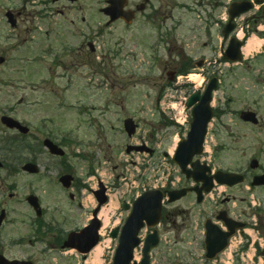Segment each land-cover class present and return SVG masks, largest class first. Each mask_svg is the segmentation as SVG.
Listing matches in <instances>:
<instances>
[{
	"label": "rangeland",
	"instance_id": "374dc122",
	"mask_svg": "<svg viewBox=\"0 0 264 264\" xmlns=\"http://www.w3.org/2000/svg\"><path fill=\"white\" fill-rule=\"evenodd\" d=\"M128 1L133 6L144 4L145 2V0ZM148 1V4H144L146 9L149 8L151 1L153 2V0ZM253 1L256 3L257 0ZM187 2H190V0H187ZM211 2H218L220 16L228 17L229 0H211ZM36 4L38 2L24 4L22 0H0V35H4L8 29L5 27L6 19L4 17L7 9L20 6L31 9ZM64 5V3L51 5L54 8V13L49 19V23L56 28L76 30L78 24L84 26L81 19L83 15H78L79 13L82 14L79 9L84 8V17L91 25L100 24L103 27L106 26L105 39L108 53H117L116 55L121 57L115 75L110 68L102 73L103 78L106 76L111 79V82L115 84V88L109 89L112 83L107 78L109 81H107L103 94L94 98V93L92 92L90 94L91 100H87L88 97L81 90V86H84L85 82L83 78H78L80 77V73H78L75 75L74 81L76 87L73 88L72 92L65 95L66 103L75 105L84 103L85 100H87L86 103L96 104L99 102L101 105L106 103L105 112H92L90 118L83 116L77 111L58 113L53 111L59 123L58 129L62 132H67L69 138L75 137L74 143L68 149L69 155L75 153L89 157L88 161L79 158L71 160L79 178L85 181L89 180L91 188L97 187L100 180L108 187V194L113 199L114 205L112 208L110 210L109 207L106 209V211H110V225L103 230L104 236L102 238V242L104 244L107 243L105 246L102 243L106 247L102 261L103 264H109L113 251L117 246V241L111 237L110 231L117 227L115 222L118 217H123L122 226L127 215H129V212L123 208L124 203H132L137 194L141 193L143 189L149 188L158 182L160 185L163 184V176H167V172L171 171L173 176L176 177L173 180L176 185H179V181L183 179L180 175V169L171 162L169 164L168 160L162 157V153L156 155L159 158H152L148 154L126 153L128 145L148 146L149 144L151 146L154 143L156 149L162 146L163 151L172 150L175 146L177 136L170 135V131L168 132V129L162 125V112L155 108L160 88L164 82H167L165 81L167 74H164L163 78L161 74L163 66L167 62L164 61L161 65L158 64L159 66H157L154 76L156 79L148 78L142 73V69H136L137 60L141 59V55H146V51L149 50L154 37L152 31L155 27L146 22L143 15L139 16L132 26L118 23L108 27L106 25L108 19L99 12V9L104 7V0H81L75 6V11L73 12H70ZM259 8L260 6L256 5L254 11L244 14L236 23L238 26L237 32L241 36L248 33L250 37L257 36L263 40V46L247 56L248 64L245 63L243 66H231L228 64L216 66L218 67L219 76L223 79V89L217 94L214 107L222 112H227L221 118L213 120L209 128L208 144L206 145L208 153L205 154V159L210 160L211 155H213L212 159L216 168L231 169L245 163L250 157L257 156L260 159V157L264 156V31L260 30L264 29V18L260 17ZM203 11L201 9L200 13L202 14ZM146 14H148V11ZM203 15H205V12ZM175 16L176 22L183 21L184 24L192 22V15L183 17L179 14ZM24 18L22 19L24 29L30 27L29 24L38 25L40 23L38 17L34 18V23L32 20L26 21L28 19L26 16ZM73 22L76 24L74 27L70 25ZM158 23L160 24L161 21ZM39 27H37L38 31H43ZM259 33L263 35H259ZM2 42L3 40L0 38V45H2ZM214 43L213 47H217V42ZM135 50H139L138 54H140L137 59L133 57V51ZM204 50L207 51L206 49ZM218 53L220 55V52L217 51L208 55L215 58ZM21 58H24V54H16L9 63L10 65L0 66V106L17 105L19 110H22V113H32L34 117H38L42 113V109L46 107L35 108L20 105L19 99L21 97L24 99L26 93L21 90L19 85L21 78L15 77L27 76V71H41L42 67L29 65L24 60H20ZM147 58L149 59V56ZM172 60L170 58L169 62ZM174 61H176V58H174ZM47 63L50 64V60ZM146 66L148 65L144 64L143 66L142 64L143 69H146ZM172 66L174 67L173 62L171 63ZM197 73L200 74L201 71ZM88 93L86 92V94ZM95 99L97 101H94ZM96 105L99 107L98 104ZM241 109L255 111L260 119L259 126L243 122L239 115L236 114V111ZM92 118H94L93 121H97L94 125ZM127 118H133L139 124V130L132 138H129L124 131L123 123ZM153 134L156 137L154 139L151 138ZM164 134H167V137ZM181 136L182 134H179V137ZM78 144L81 147L77 146ZM0 158L3 160L6 158L7 161L5 162H8L7 164L10 167L13 166L12 164L14 163L12 161L14 158L12 156L0 155ZM22 158L35 160L34 155H25ZM262 159L264 161V157ZM51 162L57 161L44 156L39 164L43 167ZM21 166L20 164L17 168L20 169ZM90 167L94 168L95 173L99 172L96 178L88 175ZM183 184H186L185 181L181 185ZM8 186H10V192L7 191ZM32 189L43 197L44 208L48 210L47 221L60 223L64 225L62 228L67 231L85 222L83 218L71 219V216H73L71 210L78 216L77 210L73 204H70L68 191L63 189L57 181L56 171L49 172L48 178H46L44 175L31 176L23 173L20 169L19 172L11 176L9 183L5 182L3 185L0 182V199L6 200L9 194H14L13 198L10 199L9 205L11 208L9 209H11L13 215H17L27 222L24 228L26 232H31L28 228V221L33 213L24 200L28 191ZM244 190V187H239L233 191L220 188L219 192L223 194L221 197L223 201L227 197L232 198L231 194L237 198L235 202L226 200L224 203L225 208H232L234 211L233 207L236 203L235 212L237 209L240 214L244 211L249 212L250 207L247 206L249 195ZM226 191L227 196L224 197ZM90 192L85 193L81 198L86 206H90L91 210L95 206V200ZM255 194L258 197H264L262 191H256ZM215 197H218V194H215ZM243 198H247V200ZM216 200L218 201L219 199L216 198ZM216 200L207 199L205 204L207 207L206 211H204V206L196 207L194 205L193 195L168 208L169 220L164 221L161 226L164 243L154 253L155 264H203V241L201 240L200 229H197V226L203 222L204 219L201 220L203 215L221 208V206L218 207ZM82 217H85V215ZM64 218L70 221L64 224ZM251 219L256 220L254 216H248L247 220L250 221ZM255 222L260 226L259 221L257 222L256 220ZM145 235L144 231L142 237H145ZM45 241V243L41 244V253L36 256L38 264H93L92 256L84 260L76 251L55 250L50 246L49 240L47 241L46 239ZM37 250L38 248H36V253L38 252ZM28 253H30L29 248H27L26 254ZM235 264L241 263L236 260Z\"/></svg>",
	"mask_w": 264,
	"mask_h": 264
},
{
	"label": "flooded vegetation",
	"instance_id": "af4514ba",
	"mask_svg": "<svg viewBox=\"0 0 264 264\" xmlns=\"http://www.w3.org/2000/svg\"><path fill=\"white\" fill-rule=\"evenodd\" d=\"M146 2L149 3L148 0ZM59 3H64V7L68 8L70 12L75 11L76 4H79V2L73 4L68 0H42L39 5H47L49 9H52L51 5H56ZM207 5L210 6L211 9H213L211 3H208ZM132 7L133 10L140 11L144 9V6H141L140 4L135 6L132 5ZM149 7L150 9H156L158 11L157 14L162 16H171L173 11L179 10V4L174 0H154L153 5L150 4ZM43 8L44 7H41L36 11L31 9L30 12H28L25 8L16 12L13 10L14 13L12 14L14 21L10 19L8 15H5V17L7 16L9 18V22L5 21V27H7L8 29L6 30L7 34L5 36L2 35V39L4 38L5 41V49L0 50V53L2 54L0 55L5 59L3 65H10L9 63L11 62L13 57L16 56V54H24V58H21L20 60H24L25 63L34 65V67H42L41 71H27V76L21 75V77L15 78H21L19 85L21 86V90L26 93V97L21 100L22 105L27 107L36 106L37 108L46 107V114H50L53 111H58L60 107L58 103H53V101H55V97H57V93L54 91L55 81L68 80L70 81V83H68V87L71 88L73 84L71 82L73 81V78H75V75L78 73H80V77L78 78L86 79L88 78V76H91L92 70L94 71L93 75L96 76L98 74H102L104 71H107V69L110 68L111 72L115 75L117 66L116 64H114V61L115 63H117L119 58L114 57L113 60V57L111 55H107L105 30L101 27H99L95 31L91 30V26L90 24H87V20L85 19L83 14L85 13L84 8H80L79 12H82V14H78L83 15L81 19L84 26L78 24V28H76V30L54 27V25L49 23V19L52 17V11H43ZM60 12L63 13L62 11ZM23 13H25V16H27L28 18L26 19V21L38 17L40 19V23H38L40 27L37 24H29L30 27L24 29L23 20L21 19ZM143 14L144 11L142 15ZM215 22H217V19H215ZM70 25L72 27L76 26L74 22ZM37 27L41 28L43 31H38L39 29ZM152 32L154 34L153 43H151V46L149 47V50L146 51V54L154 56L153 58L157 56L159 61L158 63H160V65L164 61L167 62L163 66V71L161 72L162 76H164V74H167V77L169 78L175 76L178 71V62H180V55L188 63L191 62L190 64L192 66V69L205 67V74L207 76H212L213 73H215L212 68L204 65L206 59L199 58L196 60L195 56H192V54H190L194 52L190 50L187 51L184 47V43L182 45H176L175 42L170 41V29L166 23V20H163L161 24L156 25ZM204 45L207 47L209 43H206ZM177 54L179 55L176 56ZM143 56L146 57V55ZM170 58L173 59L171 62H169ZM174 58H176V61H174ZM48 60H50V64L47 63ZM172 62L174 63V67H171ZM140 64L142 65L143 62H140ZM109 80L111 82V79ZM111 88H115V84L112 83ZM38 97H40L39 103L33 104L34 99L38 100ZM69 107L72 109L75 107V105H69ZM64 110L65 108L62 106L60 111ZM22 114L28 121H31L34 118V115L32 113ZM3 115L4 114H2L0 111V120L2 119ZM44 118H48V116H45ZM49 126L51 129L43 133V131ZM55 129V125L51 124L50 121H44L42 131L34 129L29 135H27L28 137H26V140L28 142H30L31 144H37L34 147H31V149H33L34 155H36V159L38 162H40V160L44 157L43 142L46 139L54 141L62 148L66 147L67 140H59V138L57 137L58 135L55 134L57 133V131L54 133ZM7 133L8 130H6L4 126H0V155H9L10 153L9 140L6 137ZM50 156L55 157L53 155ZM66 167L71 172H74V170L71 169L68 165H66ZM210 167L213 171H217V169H215L213 165H210ZM44 169L49 171L48 168ZM50 170H54L52 166L50 167ZM61 171H65V167L61 168ZM61 171H58L59 177L67 174ZM229 171L243 175L245 177V181L248 182V184H251L256 175L264 174V166L259 163L258 168L252 169L250 163H245L242 168ZM193 185L196 187L198 184ZM77 186L80 187L78 193H80L82 188L87 187L86 185H81L79 182L77 183ZM240 186L242 185H239L238 187ZM262 188L264 189V187ZM226 189L231 191L232 189L236 188L226 187ZM190 195H193L196 199L195 193H190ZM73 199L74 195L72 200ZM228 200L232 201L235 199L229 197ZM74 201L76 202L78 200L74 199ZM77 207L78 209L82 208L80 200L77 202ZM219 213L213 216L214 221L216 222ZM260 218V225L264 230V216H261ZM37 223L39 227L36 225V235L39 234V232L41 234L43 227H45V223L43 221H37ZM222 224L223 223H221V225ZM25 232L26 231L23 230V228L18 225L17 222L10 221L9 218H6L0 225V255L10 259L9 251L18 250L21 252H27L26 242L24 241V239L19 240L20 237L24 236ZM34 239L35 243H33L32 240H29L28 248L29 251H32V253H35L37 247L36 245H39V241L42 240L36 236L34 237ZM52 246L60 247L56 243H53ZM261 255L263 257L262 264H264V248L262 249ZM32 258L35 259L36 256L34 255L33 257H27V259L30 260H32Z\"/></svg>",
	"mask_w": 264,
	"mask_h": 264
},
{
	"label": "water",
	"instance_id": "95a60500",
	"mask_svg": "<svg viewBox=\"0 0 264 264\" xmlns=\"http://www.w3.org/2000/svg\"><path fill=\"white\" fill-rule=\"evenodd\" d=\"M261 1V0H260ZM112 6L109 7L106 10L107 15H110L113 20H116L120 17L125 18L126 20L129 19L128 22H130V17L132 19L133 14L132 13H125L123 11V7L126 4V0H118V5L116 4V0H113ZM248 8L242 9L237 12L231 13V22L234 20L236 16H238L241 12L247 10ZM230 28L233 27L231 24L228 26ZM242 44H231L228 54L234 55L233 60H240L241 54H240V47ZM217 80L214 79L212 81V84L208 88L204 98L202 99L201 103L196 106V108L193 111V123L191 132L189 134V140L187 142L181 143L179 150L177 152L176 161L181 164L183 168H185L193 159V157L196 154H201L202 147H203V141L204 137L206 135L207 131V125L211 118L213 117V111L210 108V101H211V93L216 88ZM199 99V95H195L191 98L189 102V106L196 103ZM244 119L246 121H253L256 122V118L254 114H246L244 116ZM126 130L130 136H132L136 132V126H134L133 121L129 120L126 122ZM32 171L34 170L33 166H28ZM194 177H196V174H194ZM230 176L224 175L225 180H221V183H228V178ZM104 191L101 192V196L99 198L101 203L105 202ZM152 194V193H150ZM158 196H151L148 200L147 196L149 194L144 195L140 200H138L135 203L134 206V212L132 216L130 217L125 229L124 233L121 239V246L119 248L115 264H129L132 259V253L134 247H136L139 244V240L137 239V235L139 233L140 228L143 226V220L146 219L150 226L156 225L160 220V201L162 199V194L160 192H156ZM186 194L185 191L181 193H171V201H175L180 199ZM38 206V205H37ZM96 231L97 226L93 227V229L90 231V235L87 242L85 241L84 235L79 234L78 236L73 235L72 238L76 239L81 244H85L83 247L79 246V249L82 252H88L95 244H96ZM116 235V233H114ZM71 239L69 243L66 244L67 247H75L76 243L75 241ZM147 244L144 250L145 259L142 264H149V252L152 248L158 246L159 244V233L156 230L154 235H151L147 239ZM207 245H208V254L207 257L212 259L215 258L216 255L224 250L226 247V240L217 238L214 236V234L210 235L208 234L207 238ZM214 245H217V249H214ZM26 264V263H21Z\"/></svg>",
	"mask_w": 264,
	"mask_h": 264
},
{
	"label": "bare ground",
	"instance_id": "6f19581e",
	"mask_svg": "<svg viewBox=\"0 0 264 264\" xmlns=\"http://www.w3.org/2000/svg\"><path fill=\"white\" fill-rule=\"evenodd\" d=\"M263 44V41L259 39L258 37L254 36L250 38L247 42V45L245 46L243 52L246 56L251 55L252 52L256 51L258 48H260ZM113 206V203L111 204ZM101 216L105 218L104 226L102 228V231L107 228L109 225V211H106L105 209L102 210ZM104 254V246L98 245L91 253L92 255V263L93 264H103L101 261V258Z\"/></svg>",
	"mask_w": 264,
	"mask_h": 264
}]
</instances>
